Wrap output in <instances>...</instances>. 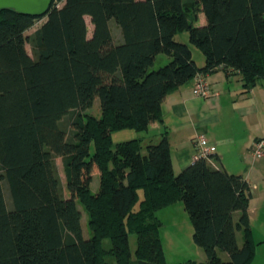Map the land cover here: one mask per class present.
I'll return each instance as SVG.
<instances>
[{
	"label": "trees",
	"instance_id": "1",
	"mask_svg": "<svg viewBox=\"0 0 264 264\" xmlns=\"http://www.w3.org/2000/svg\"><path fill=\"white\" fill-rule=\"evenodd\" d=\"M200 13L206 23L197 27ZM184 31L202 67L176 40ZM161 54L169 62L155 70ZM219 71L240 75L246 92L264 81V0H53L43 17L1 11L0 264H167L156 214L179 201L207 264H251L252 192L243 176L204 158L175 174L166 135L157 144L112 142L113 132L147 131L162 121L171 91ZM97 100L99 118L87 113ZM75 112L70 136L61 122ZM56 157L65 163L68 198Z\"/></svg>",
	"mask_w": 264,
	"mask_h": 264
},
{
	"label": "crops",
	"instance_id": "2",
	"mask_svg": "<svg viewBox=\"0 0 264 264\" xmlns=\"http://www.w3.org/2000/svg\"><path fill=\"white\" fill-rule=\"evenodd\" d=\"M113 29L115 42L121 43L119 28L114 24ZM194 60L200 67L205 63L203 57ZM205 79L218 96L208 100L196 96L194 80L174 89L162 105V121L140 132L138 138L148 145L159 143L166 135L173 169L179 174L195 161L196 137L205 135L214 145L213 157L208 160L211 165L222 164L230 174L243 176L250 185L249 216L256 245L251 264H264V154L257 158L252 155L255 141L264 136V81L246 92L240 75L227 76L219 71ZM238 239L243 242L241 233Z\"/></svg>",
	"mask_w": 264,
	"mask_h": 264
},
{
	"label": "rangeland",
	"instance_id": "3",
	"mask_svg": "<svg viewBox=\"0 0 264 264\" xmlns=\"http://www.w3.org/2000/svg\"><path fill=\"white\" fill-rule=\"evenodd\" d=\"M44 22L45 19L38 21L34 28L29 30L26 35H32ZM86 22L88 27L90 28V31H88V36L89 38H91L93 33L91 26L92 24L89 18H86ZM205 23V15L203 13L198 14V21L195 23V25L197 27H200L204 26ZM114 24L116 25V23L112 21V31H114ZM176 40L178 42L188 45L191 48L195 59L199 60L202 57L204 59V56L201 51L190 43L189 34L187 31L179 33L176 36ZM27 50L29 54L34 57V52L31 44H27ZM168 62V57L166 55L161 54L157 57L154 69L157 70L160 67H163L168 64ZM76 113L77 112H75V114L73 115L67 116L61 122L62 127L69 132L70 136L72 133L71 122L75 118ZM87 113L94 115L98 118L101 116L98 100L95 102L94 106L87 111ZM139 133L140 132H136L134 130H123L113 132V148H115V146L119 143L138 138ZM93 152L94 146L91 147V153ZM143 152H145V150H143ZM55 165L61 180L62 193L65 198H68L69 192L67 190V175L64 160L60 157H56ZM99 180V174L94 176V181L91 186V190L93 193H95L97 190ZM140 197H142V192H140ZM79 208L82 210L81 222L83 227V234L86 238H88L91 235L88 229V215L86 211L83 210L80 204ZM156 216L160 219L162 223L160 228V238L163 244V250L167 264H207L206 256L203 249L194 242V228L190 221L189 215L185 210L183 202L179 201L173 204L172 206L157 212ZM236 217H238V214L236 215ZM103 246L106 249H109L112 246L111 241L109 239H105L103 241ZM129 246L132 255V260L136 261L137 235L135 233L129 234ZM220 256L223 260H227V255L225 253H220ZM107 261L115 262V259L109 256L107 257Z\"/></svg>",
	"mask_w": 264,
	"mask_h": 264
},
{
	"label": "built area",
	"instance_id": "4",
	"mask_svg": "<svg viewBox=\"0 0 264 264\" xmlns=\"http://www.w3.org/2000/svg\"><path fill=\"white\" fill-rule=\"evenodd\" d=\"M194 93L196 96L205 100L218 96L217 94L212 93L211 87L203 75H197L194 78ZM195 142L197 146V155L195 156V160L201 158L210 160L214 153V145L209 142L205 135H198ZM263 154L264 136L255 141L252 148V155L254 158L260 157Z\"/></svg>",
	"mask_w": 264,
	"mask_h": 264
},
{
	"label": "water",
	"instance_id": "5",
	"mask_svg": "<svg viewBox=\"0 0 264 264\" xmlns=\"http://www.w3.org/2000/svg\"><path fill=\"white\" fill-rule=\"evenodd\" d=\"M53 0H0V12L13 10L18 14L43 17L48 14Z\"/></svg>",
	"mask_w": 264,
	"mask_h": 264
}]
</instances>
